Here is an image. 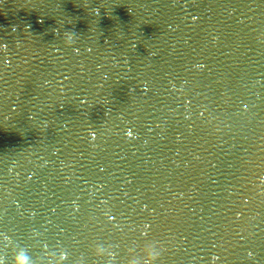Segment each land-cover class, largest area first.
I'll return each instance as SVG.
<instances>
[{"label":"water","instance_id":"95a60500","mask_svg":"<svg viewBox=\"0 0 264 264\" xmlns=\"http://www.w3.org/2000/svg\"><path fill=\"white\" fill-rule=\"evenodd\" d=\"M264 119V0H0V264H225Z\"/></svg>","mask_w":264,"mask_h":264}]
</instances>
